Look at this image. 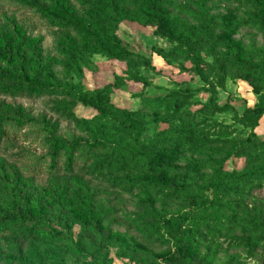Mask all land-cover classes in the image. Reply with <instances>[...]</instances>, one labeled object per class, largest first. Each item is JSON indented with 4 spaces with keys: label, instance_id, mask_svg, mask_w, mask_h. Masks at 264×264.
<instances>
[{
    "label": "rangeland",
    "instance_id": "374dc122",
    "mask_svg": "<svg viewBox=\"0 0 264 264\" xmlns=\"http://www.w3.org/2000/svg\"><path fill=\"white\" fill-rule=\"evenodd\" d=\"M167 1H171L174 15L190 19L191 12H181L184 5L189 11H199L200 0ZM239 1L206 2L213 35L205 46L192 51L202 58L203 78L194 70L187 46L157 34L156 25L129 20L121 21L116 33L135 54L133 61L88 53L80 63V73L67 71L57 42L62 29L55 23L71 20L79 27L88 25L92 10L103 0H0V73L28 79L36 73L49 91L39 97L0 94V117L28 115L36 120L16 134L0 137V227L9 224L6 233L0 234V264H19L14 260L20 255L28 264H56L57 260L48 258V251L61 257L64 264H264V182L254 178L242 184L225 180L232 173L247 171L248 156L222 154L221 166L215 167L217 158L212 151H203L196 140L180 149L170 145L159 151V167L165 169L176 162L189 167L188 181L204 187L200 202L210 201L218 191L217 176L225 177L227 189L236 190L219 200L228 204L226 212L223 208L212 213L219 219L213 222L218 231L214 235L203 231L205 242L177 249L171 240H157V233L165 237L166 232L149 213L155 207L162 212L159 218L165 214L174 218L188 206L170 202L165 210L162 201L151 204L143 191L132 188L125 178L129 174L133 179L134 172L107 167L118 156L116 146L127 153L140 150L135 127L106 128L105 119L94 107L75 102L60 86L74 83L88 91L117 82L110 98L129 111L131 119L142 123L144 146L156 142L161 131L184 123L212 139H246L251 128L239 115L264 104V76L239 71L232 62L236 55L251 62V68L264 69V0ZM144 59H149L153 68L147 67ZM216 59L227 64L223 79L217 75ZM134 74L151 84L136 82ZM213 93L218 104L229 102L232 109H204ZM185 94L189 98H184ZM65 103L71 105L75 119L60 108ZM224 126L229 127V135L222 134ZM255 131L258 141H264V117ZM101 135L106 146L91 148L95 137L100 140ZM63 144L78 148L75 155L85 153L87 166L67 172L64 162L69 154L60 149ZM201 167L202 180L198 182L196 173ZM56 183L68 187L69 198L59 193ZM77 195L82 200L92 199V214L77 209ZM98 213L105 218L98 219ZM26 228L39 229L46 236L40 239L41 235L33 233L24 238L21 233Z\"/></svg>",
    "mask_w": 264,
    "mask_h": 264
},
{
    "label": "trees",
    "instance_id": "16d2710c",
    "mask_svg": "<svg viewBox=\"0 0 264 264\" xmlns=\"http://www.w3.org/2000/svg\"><path fill=\"white\" fill-rule=\"evenodd\" d=\"M207 1L200 0L199 11H194L192 8L189 11L185 5L181 7L182 13L191 12L188 13L189 16H192L189 17L190 19L181 14L174 15L175 11L169 8L172 3L167 0H103L98 7L92 10L90 18H88V25L79 27L71 20H58L55 24L63 32H58L60 38L57 41L61 46V53L64 55L63 67L67 71L74 70L80 73L82 71L80 63L86 61L88 53H101L110 59L123 62L133 61L135 54L121 43L116 33L117 25L123 20H129L144 25H156L157 34L187 46V56H191L195 61L194 70L204 78L205 72L202 66V58L198 54H193L192 51L199 50L205 46L204 44H207V40H210L213 35L212 27L214 25L208 14ZM242 1L246 2L245 0ZM133 5L136 7L135 11L132 9ZM192 20L197 21L198 25H195ZM215 47L216 45H214ZM143 62L147 67L153 68L149 59H144ZM216 62L218 66L217 75L223 79L228 72V69H226L227 64L225 61H219V59H216ZM232 66L248 74L264 76V69L251 68V62L242 61L236 55L233 56ZM229 73L234 75L233 71ZM236 74L237 76L239 75L238 73ZM132 78L144 85L151 84L136 74L132 75ZM116 84L117 82L115 84L109 83L104 85L103 88L88 91L83 90L82 87L74 83L61 84L60 86L65 89V95L74 99L75 102H81L84 105L94 107L98 111L99 117L105 119L104 124L106 128L121 129L128 127L130 124L135 127L137 132L135 141L140 146V150L134 153H127L121 147L116 146L118 151L114 150L118 156L116 159H111L107 167L111 168L115 166L119 170L134 172L135 177L133 179L129 174L125 178L132 184V188L137 186L139 190L143 191L145 199L149 200L151 204L157 203L158 200L162 201L165 210L170 205V202H184L188 206L186 212L174 218H170L166 214L159 218L158 214L162 212L153 207V212L149 213V217L157 218L156 223L160 228L163 226L166 232L165 237L157 233V240H161L162 238L171 240L177 249H183L186 245H200L206 241L208 234L214 235L218 231L216 223L213 224V222L215 220L217 222L219 219H214L212 213L223 208V212H226V206L228 205L219 203L220 198H222L221 196L223 198L228 197L230 194L236 192V190L227 189L226 183L224 184L223 182L225 177L217 176L215 184L219 188L218 191L210 201L200 202L203 194H205L204 187L188 181L187 176L190 175L189 167L182 166L177 162L167 165L165 169L159 167L157 165L159 151L170 145H175V147L180 149L184 144L191 145L190 142L196 140L202 146L203 151H205L204 149L212 151L214 157L217 158V165L215 167L221 166L222 161H219V158L222 154L223 156L227 154L249 157V165L246 172L241 174L232 173L225 180L234 179L242 184L247 179L254 178L260 182H264V141H258L255 131L260 120L264 117V104L248 108L242 115H239L241 121L251 128L246 139L239 141L235 137L225 140L212 139L209 135L198 134L197 128L184 123L181 126L161 131L156 142L144 146L141 144V139L144 135L142 123L131 119L129 111L117 107L110 98V94L113 92ZM48 92L40 84L36 73L31 79L26 77H8L0 73V94L14 97H39ZM214 95L213 93L210 101L204 105V109L212 112H222L232 109L229 102L223 105L218 104ZM183 97L189 98V94H185ZM60 108L68 113L69 118H76L69 103L63 104ZM26 124L34 125L36 124V120L28 115L16 118L0 117V137L16 134L17 130L25 128ZM230 133L229 127L224 126L222 134L229 135ZM101 139H103L102 135L100 140L98 137H95L91 148L99 147V145L106 146L107 142L105 143ZM56 143H59V140ZM60 149L67 150L69 154L64 162V169L69 173L74 172L78 166L83 167L88 160V158L84 160L85 153L75 155L78 150L75 146H65L63 144ZM57 157H60L59 153ZM201 169L202 167L196 173V181L198 182L202 180L200 173H198ZM180 176H183L186 180L183 182L179 181L178 178ZM56 184L55 187L59 193L64 195L65 198H69L68 187H61L58 183ZM91 200L90 197L82 200L77 195L75 197V201L78 203L77 209L92 214L93 206ZM97 218H105V214L98 213ZM259 225L263 226L262 221H259ZM3 226L0 227V234L6 233V230L9 228V224ZM17 230L15 229V231ZM203 231H206L207 235ZM33 233L41 235L40 239L46 236L39 229L32 228L24 229L21 236L30 238L33 236ZM49 236L51 240L55 239L54 235ZM60 238L56 239L60 240ZM47 256H49V259L57 260L56 264H64L63 259L52 251H48ZM14 261L19 264H28L22 255Z\"/></svg>",
    "mask_w": 264,
    "mask_h": 264
}]
</instances>
